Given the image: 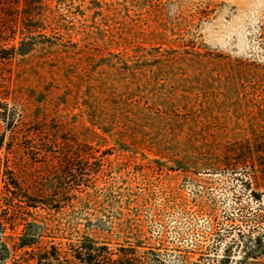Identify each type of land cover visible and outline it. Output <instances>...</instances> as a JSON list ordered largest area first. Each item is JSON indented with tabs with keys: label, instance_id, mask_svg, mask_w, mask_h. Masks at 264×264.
Masks as SVG:
<instances>
[{
	"label": "rangeland",
	"instance_id": "rangeland-1",
	"mask_svg": "<svg viewBox=\"0 0 264 264\" xmlns=\"http://www.w3.org/2000/svg\"><path fill=\"white\" fill-rule=\"evenodd\" d=\"M29 2L0 40L19 176L42 184L24 162L43 147L37 127L91 153L95 171L83 209L40 210L52 240L79 235L89 209L104 229L88 233L139 245L148 264H264L247 254L264 233L263 174L225 154L264 134V0ZM23 31L29 49L12 53Z\"/></svg>",
	"mask_w": 264,
	"mask_h": 264
},
{
	"label": "trees",
	"instance_id": "trees-1",
	"mask_svg": "<svg viewBox=\"0 0 264 264\" xmlns=\"http://www.w3.org/2000/svg\"><path fill=\"white\" fill-rule=\"evenodd\" d=\"M29 1L0 0L1 41L13 40L15 31L20 29L19 20L29 18L31 14L24 11L34 4ZM9 18L14 20L11 22ZM21 34L18 46L11 48L12 53L19 55L29 49L24 31ZM13 115L8 104L0 97V121L5 122V132L0 135V150L4 148L6 151V159L0 157V264H148L146 255L138 254L139 245L116 243L114 247L109 241L99 240L88 233L89 230L104 229V220L89 209L82 214L85 222L79 235L65 237L64 244L52 240L56 237V225L50 219H38L41 217L39 212L43 210L52 216L62 213L63 208L74 199L79 209H83L81 198L89 194L88 181L95 175V171L88 167L91 153L78 149L75 141L69 142L60 137L51 139L44 128H33L30 130L31 136H43L40 139L43 147L37 148L34 157H26L30 162L23 160L31 168L43 169L40 173L44 177L39 179L42 184L34 188V179L19 176L23 171L16 162L19 160L18 154L10 147L16 134L15 126H12ZM258 136L259 139L254 141L229 146L225 154L233 156L232 160H236L237 164L247 160L252 163L256 161L264 178V134L260 132ZM46 144H55L56 149L48 150ZM19 224L22 227L15 238L11 233H6V228L14 232ZM76 232L79 233V229ZM45 237L51 239L43 244ZM255 243L256 246L247 251L248 257L264 255V233L255 239ZM225 262L223 260V264Z\"/></svg>",
	"mask_w": 264,
	"mask_h": 264
}]
</instances>
